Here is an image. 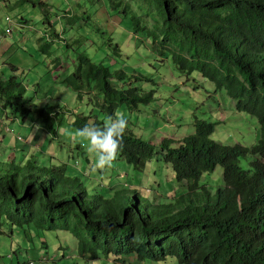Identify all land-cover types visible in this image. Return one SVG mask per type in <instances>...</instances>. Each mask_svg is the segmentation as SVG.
I'll return each mask as SVG.
<instances>
[{
    "label": "trees",
    "instance_id": "obj_1",
    "mask_svg": "<svg viewBox=\"0 0 264 264\" xmlns=\"http://www.w3.org/2000/svg\"><path fill=\"white\" fill-rule=\"evenodd\" d=\"M154 1L165 15L160 56L168 51L180 74L199 73L216 91L223 90L234 102L235 112L257 120V140L248 146L219 143L211 138L218 122L197 119L186 144L162 140L156 147L126 131L120 159L143 170L156 155L170 167L175 181L185 186L183 194L173 195V202L159 204L134 191L128 198L124 190H114L109 198L107 191L89 195L83 181L95 154L85 153L79 145L76 149L84 151L86 170L70 164L73 175L64 164L39 167L35 150L25 165L0 159V227L3 220L20 229L32 225L37 231L69 232L76 239L78 255L87 260L111 255L123 264L160 263L168 258L177 264H264V0ZM149 36L154 41L159 38L153 31ZM57 38L56 34L51 40ZM71 39L63 48L74 52L76 62L73 68L63 67L65 75L60 74L59 82L77 99L98 107L105 118L120 109L133 112L153 100L154 91L141 94L130 85L132 78L144 77L92 62L84 54L82 38ZM167 44L170 49H165ZM50 46L46 43L39 49ZM45 69L42 76L49 82L42 78L39 90L52 87L49 67ZM0 107H12L14 118L22 121L34 114L46 133L58 135L61 106L39 105L24 97V88L14 76L0 77ZM103 122L89 114L71 121V126L77 130ZM2 132L12 130L0 123ZM248 156L252 160L245 171L239 160ZM216 167L222 169V185L212 191L202 179Z\"/></svg>",
    "mask_w": 264,
    "mask_h": 264
},
{
    "label": "rangeland",
    "instance_id": "obj_2",
    "mask_svg": "<svg viewBox=\"0 0 264 264\" xmlns=\"http://www.w3.org/2000/svg\"><path fill=\"white\" fill-rule=\"evenodd\" d=\"M16 1L0 0V33L2 35L7 28V17L16 20L21 16L26 23L23 29L24 37L29 39V48L26 47V50L30 51V62L35 63L31 68H27L23 77H18L24 88V97L32 98L39 105L44 102L59 105L64 114L57 119L58 135L54 138L46 133L42 122L34 114L22 121L18 116L16 117L19 119L14 118L12 107H0L2 125L12 130L10 133H0V159L3 154H8L16 163L25 165L35 149L39 154L37 161L39 160L38 165L41 168L64 164L67 166V173L72 175L74 171L71 165L80 171L86 170V162L81 153L84 152L83 149L86 150L85 153L89 151L88 142L75 135L76 130L72 128L71 121L89 114L104 121V113H101L98 107L89 105L86 99H77L74 93L60 84L61 78L56 87H44L39 90L45 68L51 64L58 62L59 65L53 67L59 69L66 64L73 68L76 55L71 49L63 48L64 43L72 42L73 37L82 38L84 54L92 62L109 66L112 71L124 70L128 76L144 77L143 80L136 81L132 78L130 85L137 87L141 94L154 91L153 100L149 104H141L133 112L121 111L129 122L127 131L136 138L152 142L156 147L162 140H170L175 145L186 144L187 138L194 132L193 122L197 119L218 122L211 138L219 143L232 145L239 142L248 146L257 140L259 124L254 117L235 112L233 101L226 93L223 90L216 91L213 84L198 73H192L189 77L180 74L168 51H165L163 57L160 56L162 37L153 43V40L145 38L141 31L133 32L130 20L120 11L124 5L131 11L148 12L149 18H144L146 23L155 27L161 36L164 34L163 14L154 0H48L52 11L55 12L50 13V18L61 16L72 5L70 16L81 17L75 23L72 20L66 23L68 17L65 15L61 18L62 22L53 27L43 25V14L38 7L34 8L32 4L18 6ZM120 1L122 3H118ZM72 28L73 30H69ZM17 31L18 29H14L13 35H16ZM44 34L51 35V38L57 34L58 38L53 39L50 46L51 53L33 52L34 47L39 45L38 40L45 37ZM51 38L48 37L49 40ZM170 48L169 44L165 45V49ZM55 56L59 59H54ZM8 58L7 54L1 62ZM72 60L74 63H71ZM25 68L26 66L23 69ZM2 75L9 77L8 67H0V77ZM43 82L47 83L49 79L43 78ZM35 125L40 126L39 130ZM16 137H20V140L17 141ZM77 145L84 148L77 150ZM37 149H40L41 153ZM158 159L160 158L155 155L143 170H139L118 157L111 167L101 169L95 166L94 156L93 168L89 171V177L83 181L87 193L92 195L95 192L107 191L106 196L109 198L114 190H124L128 191V198L131 192L136 190L152 204L173 202V195L183 194L185 186L176 182L170 167ZM251 160V156L240 159L241 169L249 170ZM30 162L33 163V160ZM202 182H207L208 188L213 191L218 184L222 185V169L216 167L213 172L204 174ZM77 252L76 239L69 232L37 231L32 225L20 229L2 220L0 264H90L94 261L80 257ZM97 259H100L102 264H123L116 256L111 255H99ZM142 264L177 262L168 258L160 263L146 261Z\"/></svg>",
    "mask_w": 264,
    "mask_h": 264
},
{
    "label": "clouds",
    "instance_id": "obj_3",
    "mask_svg": "<svg viewBox=\"0 0 264 264\" xmlns=\"http://www.w3.org/2000/svg\"><path fill=\"white\" fill-rule=\"evenodd\" d=\"M24 2H25L24 5L32 4V7H34V8L38 7L42 11V14H43L42 23L44 26L53 27V26L57 25L58 23L62 22L61 18H64L65 15L68 17V21L66 23L70 22L75 17H78V16H70V13H71L70 8L71 7L73 8V5L70 6L69 9L65 10L63 12V14H61V16H55L52 19L49 17L50 13L52 14L55 12L52 11V8H51L48 0H38V1L24 0ZM17 5L21 6L18 3H17ZM24 5H22V6H24ZM125 8H127V10H126V12H123V10ZM159 9L162 11V14H163V20H162L163 28L162 29L164 30V16H165L164 15V9L160 5H159ZM120 11L125 18H128L130 20L131 29L134 30L133 31L134 33H138L141 31L142 33H144L145 38H151L149 36V32L153 31L159 36L158 40L162 37L161 33L156 31L155 27H150V23L148 25L146 23V21L144 20V18L147 16L149 18L148 12H141L140 10H132L131 11L128 9L127 5H124ZM5 21L8 25H7V28L5 29L4 33H3L2 38L7 37V36L8 37L12 36L13 31H14L13 27L16 26V28L18 29V31H17L18 34L16 33V40L20 44H23L25 42V38H24V34H23V29L25 28L24 27L25 21H23V19L11 20L9 17H7V19ZM15 21H18V22L21 21V23L15 24ZM141 22H142V24H141ZM7 31H9V32H7ZM43 36H45V37H42L38 40L39 41V45H38L39 47H41V46L44 47V45L46 43L52 44L53 40L48 39L49 35L44 34ZM151 39L153 40V38H151ZM155 42L156 41L153 40V43H155ZM44 48L41 51L42 54L51 53L50 47L46 48V49H44ZM43 51L45 53H43ZM55 58H58V57L55 56L54 59ZM72 62L74 63L73 60H72ZM58 65L59 64L57 62L55 64H51L50 66H58ZM65 66H67V64ZM11 67H14V66H11ZM25 72L26 71H24V73ZM233 107H234V102H233ZM121 111L125 112V110L120 109V111L117 110L114 112V114L106 116L102 126L96 125V124H86L84 127L77 129L75 132V135L77 137L82 138L88 142V150L95 154V157H96V165L95 166L97 168L103 169V168L111 167L112 164L117 160L120 152L122 151L124 135H125L128 127H129V122H128V119L126 118L125 113H123ZM212 123H214V122H212ZM34 127L37 130H39L40 126L35 125ZM39 153H41V152L39 151ZM34 154L37 155L38 153H36V151H35ZM37 164H39V162H37ZM133 191L140 194L136 190H133ZM90 264H102V261L100 259H97V260L91 261Z\"/></svg>",
    "mask_w": 264,
    "mask_h": 264
},
{
    "label": "crops",
    "instance_id": "obj_4",
    "mask_svg": "<svg viewBox=\"0 0 264 264\" xmlns=\"http://www.w3.org/2000/svg\"><path fill=\"white\" fill-rule=\"evenodd\" d=\"M16 19H22V17L20 16L19 18H16ZM20 23L21 21L19 22L15 21V24H20ZM13 29H17L16 26L13 27ZM3 33L2 35L0 33V62L4 59V56L7 54L9 58L6 61L1 62L0 67L2 66V67L9 68V77L14 76L15 78H18V77L21 78L23 77L22 75L24 74V71H26L27 68H31L35 63V61L30 62L31 60L30 51L29 49L26 50V47H28L27 44L29 42V39L25 36L24 37L25 42L23 44H20L16 40V35H12L9 37L7 36V37L2 38ZM33 52H41V50L39 49V46H35ZM11 66H14L13 69L11 68ZM25 66L26 68L23 69ZM14 69H17V70L14 71ZM49 70H50L49 72L50 75L48 76L50 77V81L52 84L51 86L56 87V83L60 79V74L63 73L64 70L63 68L59 69L53 66H50ZM0 123L2 122L0 121ZM37 150L40 151V149H37ZM1 160L3 161L9 160L8 154H3Z\"/></svg>",
    "mask_w": 264,
    "mask_h": 264
},
{
    "label": "built area",
    "instance_id": "obj_5",
    "mask_svg": "<svg viewBox=\"0 0 264 264\" xmlns=\"http://www.w3.org/2000/svg\"><path fill=\"white\" fill-rule=\"evenodd\" d=\"M7 32H9V31H7Z\"/></svg>",
    "mask_w": 264,
    "mask_h": 264
}]
</instances>
